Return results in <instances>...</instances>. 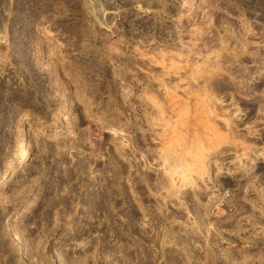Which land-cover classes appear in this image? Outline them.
I'll use <instances>...</instances> for the list:
<instances>
[{"label":"rangeland","instance_id":"374dc122","mask_svg":"<svg viewBox=\"0 0 264 264\" xmlns=\"http://www.w3.org/2000/svg\"><path fill=\"white\" fill-rule=\"evenodd\" d=\"M4 173L0 264H264V0H0Z\"/></svg>","mask_w":264,"mask_h":264},{"label":"bare ground","instance_id":"6f19581e","mask_svg":"<svg viewBox=\"0 0 264 264\" xmlns=\"http://www.w3.org/2000/svg\"><path fill=\"white\" fill-rule=\"evenodd\" d=\"M154 112V111H153ZM157 113V111H156ZM164 113V112H163ZM169 113V112H168ZM150 117V116H149ZM156 117V116H155ZM152 118V117H151ZM149 119V118H148ZM155 119V118H154ZM149 123V122H148ZM40 134H44V132H40ZM28 140L26 139H22L19 140V142L17 143V145L14 147V151L17 153V155L19 157H24L26 154V150L28 148ZM175 143V142H174ZM165 148V147H164ZM173 146L171 147V149H165V151L162 153L161 152V157L163 158V160L165 162H168V165L166 167L167 172L172 176L173 174H176L177 176H179L181 178V181L183 182L182 184H186L184 182H191V184L194 185V181L190 180L191 178L188 176V174L186 173V171L183 169L182 164L179 159V157H176L172 151ZM175 148V147H174ZM173 152V153H170ZM159 155V154H158ZM158 161V160H157ZM176 162V163H175ZM169 167V168H168ZM14 168V167H13ZM178 169H182L181 171L177 172ZM184 170V171H183ZM167 174V173H166ZM169 175V176H170ZM6 173H4L2 176H0V183L4 182L6 179ZM179 178V179H180ZM187 180V181H186ZM188 182V183H189Z\"/></svg>","mask_w":264,"mask_h":264}]
</instances>
